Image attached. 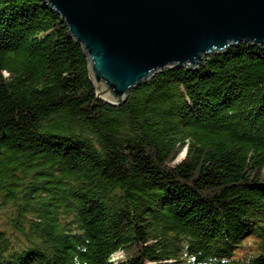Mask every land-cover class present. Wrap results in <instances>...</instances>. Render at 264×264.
Listing matches in <instances>:
<instances>
[{"label": "trees", "instance_id": "1", "mask_svg": "<svg viewBox=\"0 0 264 264\" xmlns=\"http://www.w3.org/2000/svg\"><path fill=\"white\" fill-rule=\"evenodd\" d=\"M249 237L264 264V47L111 104L59 14L0 0V264H244Z\"/></svg>", "mask_w": 264, "mask_h": 264}, {"label": "water", "instance_id": "2", "mask_svg": "<svg viewBox=\"0 0 264 264\" xmlns=\"http://www.w3.org/2000/svg\"><path fill=\"white\" fill-rule=\"evenodd\" d=\"M43 1L82 46L97 97L111 104L165 67L193 68L241 42L264 47V0Z\"/></svg>", "mask_w": 264, "mask_h": 264}, {"label": "rangeland", "instance_id": "3", "mask_svg": "<svg viewBox=\"0 0 264 264\" xmlns=\"http://www.w3.org/2000/svg\"><path fill=\"white\" fill-rule=\"evenodd\" d=\"M185 148L180 152L179 155H181V153H186L185 152ZM180 156H178L176 158V160L173 161V164L177 163L179 160L178 159H182V156L179 158ZM251 240L252 243H248V241ZM256 240L252 237L247 238L244 242H242L241 246L236 250V257L238 258H245L246 256H248L251 253H254L256 251V244H255ZM123 253L122 252H117L115 254H113L112 260H117L118 258L122 257Z\"/></svg>", "mask_w": 264, "mask_h": 264}, {"label": "clouds", "instance_id": "4", "mask_svg": "<svg viewBox=\"0 0 264 264\" xmlns=\"http://www.w3.org/2000/svg\"><path fill=\"white\" fill-rule=\"evenodd\" d=\"M248 243H252V241L249 240ZM259 254H260V250H257L256 253L249 254L247 260L244 261V264H251L252 259ZM74 264H80L79 257L74 258ZM225 264H228V261H225Z\"/></svg>", "mask_w": 264, "mask_h": 264}]
</instances>
